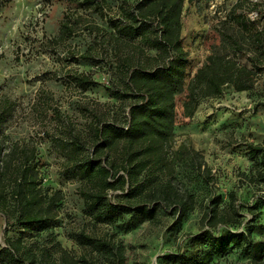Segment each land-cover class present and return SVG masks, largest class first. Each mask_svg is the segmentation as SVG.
Returning <instances> with one entry per match:
<instances>
[{"label":"rangeland","instance_id":"obj_1","mask_svg":"<svg viewBox=\"0 0 264 264\" xmlns=\"http://www.w3.org/2000/svg\"><path fill=\"white\" fill-rule=\"evenodd\" d=\"M107 1L113 7L118 5V0ZM66 14H79L107 28L95 13L64 0H0V97L8 94L19 104L15 121L7 127L6 133L14 143L28 142L37 147L40 188L62 193L52 231L12 229L6 233V217L0 211V244L5 246V237L14 240L22 236L26 248L37 247L34 252L39 257L38 264L45 247L47 264H64L65 253L78 264H110L104 255L75 240L76 235L85 233L121 245L125 264H167L159 257L180 252L191 235L207 229L204 216L210 201L220 198L223 207L230 193H235V202L244 216L241 230L246 229L245 224L253 215L247 206L255 205L264 197V185L251 184L244 176L252 168L246 156L247 143L264 141V0L185 2L182 36L190 65L184 91L176 97L175 130L169 144V151L177 160L171 172L176 197H169L167 208L160 209L152 221L143 222L137 216L131 228L121 226L122 221L131 219L130 215L113 225H96L92 221L78 194L81 184L62 173L64 152L55 148L45 134L59 135L50 117H45L38 109L39 90L49 92L54 105L60 107L69 123L79 130L86 127L87 120L81 116L80 106L104 113L108 120L120 111L118 101L110 99L102 86L84 94L67 87L69 73H93V78L101 84H108V75L97 72L87 61L68 64L64 60L63 46L55 52L47 48L50 39L58 35ZM239 15L244 19L241 23L236 20ZM222 35L237 40L243 52L232 54L222 41ZM90 43L92 38L82 27L75 38L67 42V47L84 53ZM251 58L257 62L259 70L256 71ZM222 62L232 67H221ZM240 83L246 90L238 89ZM215 89L222 92L220 96H211ZM128 105V102L124 104L121 117L123 113L126 115ZM189 148L199 153L203 175L192 171L190 160H178L181 156L176 153ZM181 198L194 203L195 207L179 228H175L178 212L175 199ZM153 201L149 198L146 204L152 207ZM257 212V219L248 223L254 243L249 251L252 257L247 256L249 252L243 247L235 248L215 264H264V206ZM226 230L224 226L213 228L218 235ZM51 233L54 237L48 236Z\"/></svg>","mask_w":264,"mask_h":264},{"label":"trees","instance_id":"obj_2","mask_svg":"<svg viewBox=\"0 0 264 264\" xmlns=\"http://www.w3.org/2000/svg\"><path fill=\"white\" fill-rule=\"evenodd\" d=\"M64 1L95 13L107 25L101 27L79 14L64 15L58 35L50 39L47 48L55 52L63 46L68 64L87 61L97 72L108 75V84H101L93 78V73H69L67 87L84 94L102 86L110 99L118 101V111L124 112L126 102L129 105L126 115L123 113L121 117L119 111L111 115V120L104 113L80 106L79 112L87 120L86 127L79 130L54 105L53 96L39 90L38 109L50 117L59 135L45 134L55 148L64 152L62 173L81 184L78 194L96 225H113L128 215L131 219L122 221L121 226L133 227L137 216L143 222L152 221L160 209L167 208L169 197H176L171 172L177 160L169 151V144L175 130L176 97L184 91L190 65L182 36L187 0H118L116 7L107 0ZM236 20L241 23L244 19L239 15ZM82 27L90 34L92 43L84 53H79L67 47V42ZM222 41L232 54L244 50L234 38L222 35ZM250 61L259 70L257 62L253 58ZM238 89L246 90V87L240 83ZM221 93L215 89L211 96ZM18 108L19 104L8 94L0 97V211L6 217L5 231H52L62 193L40 188L37 147L28 142L14 143L7 135V127L15 121ZM246 150L252 168L244 176L251 184L264 185V141L247 143ZM176 154L181 156L177 157L180 161L190 160L192 171L203 175L198 152L189 148ZM149 198L154 199L152 207L147 205ZM124 200L140 203L132 205ZM175 200L178 212L173 226L179 228L195 204L182 198ZM235 200V193H230L228 203L221 207V199L213 198L204 216L207 229L191 235L180 252L160 256L161 261L215 264L232 249L243 247L249 252L254 243L248 223L257 219L264 197L247 206L253 215L243 230L244 216ZM219 226L227 228L224 234L213 231ZM48 236L54 237L53 233ZM75 240L104 255L110 264H125L123 248L111 240L85 233L76 235ZM25 246L22 236L14 240L5 237V246L0 244V264H38L39 257L34 252L37 247ZM46 248L42 249L40 264H47ZM251 253L247 255L250 258ZM63 263L78 264V261L65 253Z\"/></svg>","mask_w":264,"mask_h":264},{"label":"crops","instance_id":"obj_3","mask_svg":"<svg viewBox=\"0 0 264 264\" xmlns=\"http://www.w3.org/2000/svg\"><path fill=\"white\" fill-rule=\"evenodd\" d=\"M206 58H207V59H210V56H209V55H207V57H206ZM221 64H222V66H221V67H225V68H228V69H229L230 67H232V65H230V64H229V63H227V62H226V63H223V62H222ZM217 69H218V68H217ZM217 69H216V70H217ZM220 70H221V71H223V69H220ZM229 71H230V70H229ZM226 73H228V71H226ZM228 74H229V73H228ZM184 106L186 107V105H184Z\"/></svg>","mask_w":264,"mask_h":264}]
</instances>
